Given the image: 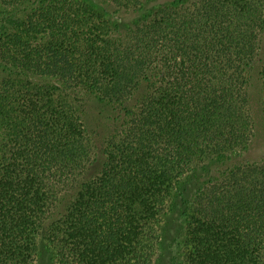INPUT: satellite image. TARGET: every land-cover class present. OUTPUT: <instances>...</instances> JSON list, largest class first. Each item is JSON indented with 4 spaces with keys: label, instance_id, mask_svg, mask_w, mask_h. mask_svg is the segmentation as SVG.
Returning <instances> with one entry per match:
<instances>
[{
    "label": "trees",
    "instance_id": "16d2710c",
    "mask_svg": "<svg viewBox=\"0 0 264 264\" xmlns=\"http://www.w3.org/2000/svg\"><path fill=\"white\" fill-rule=\"evenodd\" d=\"M109 1L114 12L55 0L27 23L50 29L45 45L27 39L5 54L3 84L37 107L17 122L0 90V264H35L43 240L57 264H154L194 169L183 264H264V161H234L252 136L244 71L261 48L264 0ZM19 64L38 68L36 86ZM81 92L115 110L96 175Z\"/></svg>",
    "mask_w": 264,
    "mask_h": 264
},
{
    "label": "rangeland",
    "instance_id": "374dc122",
    "mask_svg": "<svg viewBox=\"0 0 264 264\" xmlns=\"http://www.w3.org/2000/svg\"><path fill=\"white\" fill-rule=\"evenodd\" d=\"M55 0H0V90L10 99L5 100L11 109L12 116L18 117L17 122L25 117L32 109L37 107L35 98L18 96V90L15 87L6 88L3 84L4 77L7 74H1V65L5 62V54L7 57L14 56L19 51L18 44L23 40H31L32 44L45 45L47 39L50 38V29L45 31H30L27 25L28 21L36 20L43 10L50 9ZM85 1V0H81ZM96 7H104L114 12L116 7L109 0H89ZM42 10V11H41ZM135 13L126 10L122 12L124 23H129ZM28 52V51H27ZM26 50L22 54L27 53ZM72 50L62 53V56L69 57ZM10 55V56H8ZM21 56V55H20ZM31 65V63H28ZM264 65V29L261 32V48L251 65L245 68V77L247 79L245 90L247 95V104L252 124V136L246 147L234 157L235 162H263L264 161V75L262 73ZM15 71H20V75L26 80H33L32 85L36 86L40 81L41 72L38 68L24 67L19 64ZM27 74L28 76H25ZM38 77V82L34 79ZM21 86V85H20ZM146 87H143L130 99V104H135L136 100L142 95ZM23 90V88H22ZM78 114L82 118L87 127L88 133L94 139L96 147V160L87 168V173L96 175L102 169L104 155L102 147L105 139L113 128V114L115 110L113 105L102 100L98 96L86 95L78 93L74 99ZM1 111V110H0ZM3 112H0V161L4 149L6 135L8 134V120H3ZM12 121V119L10 120ZM10 131V130H9ZM203 173V169H194L188 173L184 179V183H180V191L183 190L184 196L177 197V206L168 214L161 224V241L156 255L154 264H183L181 258L182 243L180 232L183 229L185 219L181 216L183 199L188 200L194 196L197 191V180ZM181 200L183 201L181 203ZM181 249V251H180ZM35 264H57L54 257V249L51 243L43 240L38 250V260Z\"/></svg>",
    "mask_w": 264,
    "mask_h": 264
}]
</instances>
